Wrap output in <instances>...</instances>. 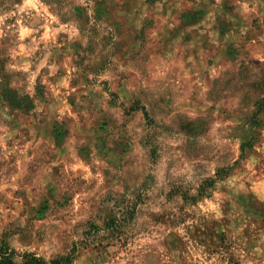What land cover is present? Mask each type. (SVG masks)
Wrapping results in <instances>:
<instances>
[{"label": "rangeland", "instance_id": "obj_1", "mask_svg": "<svg viewBox=\"0 0 264 264\" xmlns=\"http://www.w3.org/2000/svg\"><path fill=\"white\" fill-rule=\"evenodd\" d=\"M1 241L264 264V0H0Z\"/></svg>", "mask_w": 264, "mask_h": 264}, {"label": "trees", "instance_id": "obj_2", "mask_svg": "<svg viewBox=\"0 0 264 264\" xmlns=\"http://www.w3.org/2000/svg\"><path fill=\"white\" fill-rule=\"evenodd\" d=\"M253 122L254 124L258 123V121H256V118L253 119ZM249 135H250V132H249ZM250 143H251L250 139L248 141L242 142L240 146L241 156L244 154L245 149L251 146ZM212 184H213V181H210L209 186H211ZM200 195L202 196V193H200ZM187 199L190 200V202L196 201L195 198L193 197L191 198L188 197L186 198V200ZM110 223L112 224V227L115 226L114 219L111 220ZM95 229H96L95 227H91V230H88L87 233L90 235L92 233L91 231H94ZM82 243L83 242H79V243L77 242L73 244L68 254L46 261L42 257L37 256L33 252L26 251V252L18 253L14 251L13 249L9 248L5 242L1 241L0 242V264H73L78 249L80 248L84 249L87 246L86 244L81 245ZM106 245L110 246L108 242L106 243Z\"/></svg>", "mask_w": 264, "mask_h": 264}]
</instances>
